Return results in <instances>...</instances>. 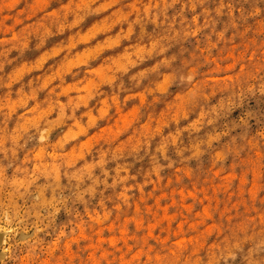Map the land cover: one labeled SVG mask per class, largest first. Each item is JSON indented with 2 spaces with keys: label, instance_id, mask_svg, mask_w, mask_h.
I'll use <instances>...</instances> for the list:
<instances>
[{
  "label": "rangeland",
  "instance_id": "374dc122",
  "mask_svg": "<svg viewBox=\"0 0 264 264\" xmlns=\"http://www.w3.org/2000/svg\"><path fill=\"white\" fill-rule=\"evenodd\" d=\"M0 264H264V0H0Z\"/></svg>",
  "mask_w": 264,
  "mask_h": 264
}]
</instances>
